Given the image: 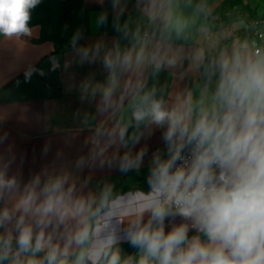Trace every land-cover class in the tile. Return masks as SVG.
<instances>
[{"label": "clouds", "instance_id": "9594fccd", "mask_svg": "<svg viewBox=\"0 0 264 264\" xmlns=\"http://www.w3.org/2000/svg\"><path fill=\"white\" fill-rule=\"evenodd\" d=\"M39 3L0 0V34H30L31 10ZM119 3L113 0L114 9ZM165 62L174 60L143 48L107 54V82L97 85L102 111L118 106L121 74L144 63L159 71ZM218 68L210 106L201 101L197 110L189 97L170 109L155 90L143 92L138 84L132 121L101 133L107 136L102 147L93 139V159L100 157L103 167L112 163L103 159L108 147L140 142L129 127L164 129L166 151L153 154L147 191L112 198L106 187L97 198L77 194L67 175L43 182L35 176L21 185L0 171V264H264V56L234 51L220 57ZM146 152H125L120 172L139 171ZM125 240L138 258H122L118 245Z\"/></svg>", "mask_w": 264, "mask_h": 264}, {"label": "crops", "instance_id": "0c3cea01", "mask_svg": "<svg viewBox=\"0 0 264 264\" xmlns=\"http://www.w3.org/2000/svg\"><path fill=\"white\" fill-rule=\"evenodd\" d=\"M57 1L66 5L70 0ZM72 1L84 11V28L78 42L71 38L62 52L56 51L53 38L43 36L39 24L29 25L28 35L0 34V171L15 177L21 185L35 176L43 182L67 175L77 194L97 198L106 187L111 189L112 198L135 190L147 191L153 154L166 151L164 129L144 124L139 129L129 127V135L141 134L140 142L135 146L129 142L127 148L118 142L108 147L103 159L112 163L103 167L100 157L93 159L97 151L93 139L102 147L107 136L101 133L132 121V104L138 99L133 91L138 84L143 92L155 90L156 98L162 99L167 108L190 97L198 110L195 97L208 63L212 69L201 101L205 107L210 106L222 55L231 56L236 51L264 56V50L258 56L253 53L251 31L254 20L264 28V0H120L116 9L113 0ZM120 9L122 14L117 17ZM230 13L236 17L222 23V17ZM101 16H106L103 23L99 22ZM203 16L211 17L219 26L208 25ZM117 47L122 52L133 47L158 52L165 61L174 63L165 62L159 71L144 63L121 74L114 96L118 106L102 111L97 85L107 82L103 59ZM141 148L147 152L139 171L120 172L123 154L130 151L134 156ZM170 220L165 221L166 231L171 227ZM174 222L180 223L181 218L176 217ZM120 235L124 236L123 228ZM118 247L122 258H138V250L126 240Z\"/></svg>", "mask_w": 264, "mask_h": 264}, {"label": "trees", "instance_id": "16d2710c", "mask_svg": "<svg viewBox=\"0 0 264 264\" xmlns=\"http://www.w3.org/2000/svg\"><path fill=\"white\" fill-rule=\"evenodd\" d=\"M235 17V13H230L229 15L222 17V23L227 22ZM203 19L208 25H211L214 28H217L219 26V24L212 23L213 19L211 17L203 16ZM61 20L64 25V36L54 38L53 41L54 45L56 46V51L62 52L69 46V41L71 40V38L74 39L75 42H78L79 35L84 28V25L82 27V23H84V11L72 0L68 2L66 1V5L63 6L61 11ZM211 69L212 64L208 63L203 70L201 79L199 81L198 91L195 97L197 106L200 105L202 92L205 88V84Z\"/></svg>", "mask_w": 264, "mask_h": 264}, {"label": "rangeland", "instance_id": "374dc122", "mask_svg": "<svg viewBox=\"0 0 264 264\" xmlns=\"http://www.w3.org/2000/svg\"><path fill=\"white\" fill-rule=\"evenodd\" d=\"M63 6V3L57 0H40V3L31 10L29 25L39 24L44 37L53 39L59 37L64 33L61 20Z\"/></svg>", "mask_w": 264, "mask_h": 264}, {"label": "built area", "instance_id": "2783aa9c", "mask_svg": "<svg viewBox=\"0 0 264 264\" xmlns=\"http://www.w3.org/2000/svg\"><path fill=\"white\" fill-rule=\"evenodd\" d=\"M252 33L254 35L253 39V53L258 56L264 50V28L261 27L259 20H254L252 22Z\"/></svg>", "mask_w": 264, "mask_h": 264}]
</instances>
